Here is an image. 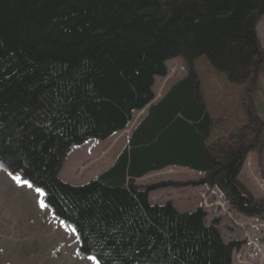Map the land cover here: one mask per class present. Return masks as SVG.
<instances>
[{
	"label": "trees",
	"instance_id": "obj_1",
	"mask_svg": "<svg viewBox=\"0 0 264 264\" xmlns=\"http://www.w3.org/2000/svg\"><path fill=\"white\" fill-rule=\"evenodd\" d=\"M264 0H0V171L40 189L53 216L75 230L79 257L98 264H232L219 219L151 203L162 184L136 181L166 168L199 175L233 213L264 214L239 174L256 141L246 125L213 137L194 61L253 90L264 72L256 26ZM182 59L184 75L154 101L156 78ZM249 99V98H248ZM146 108V109H145ZM145 109L111 165L72 186L58 179L71 148L104 141ZM256 138V139H255Z\"/></svg>",
	"mask_w": 264,
	"mask_h": 264
},
{
	"label": "rangeland",
	"instance_id": "obj_2",
	"mask_svg": "<svg viewBox=\"0 0 264 264\" xmlns=\"http://www.w3.org/2000/svg\"><path fill=\"white\" fill-rule=\"evenodd\" d=\"M264 50V16L256 26ZM184 63L173 58L167 73L154 84V101L160 99L169 83L184 75ZM201 99L214 122L213 137L246 125L243 104L249 103L257 119L253 128L256 141L264 142V72L257 76L253 90L234 85L225 74L215 70L205 57L193 63ZM249 98V99H248ZM146 109V108H145ZM145 109L134 113L127 129L104 141H87L71 148L64 158L58 179L82 186L108 168L124 145L131 128L144 116ZM255 138V139H256ZM264 159V153H263ZM0 171V264H97L92 257H79L73 229L58 221L44 204L41 192ZM20 177V176H19ZM199 175L180 168H166L136 181L140 186L162 184L149 195L151 203L171 202L177 211L196 208L206 214L205 223L219 219L218 230L224 243H238L232 251V264H264V214L245 217L233 213L214 188L199 187ZM239 179L255 200H264V160L255 151L247 154ZM23 181V178H22ZM45 205V204H44Z\"/></svg>",
	"mask_w": 264,
	"mask_h": 264
},
{
	"label": "snow or ice",
	"instance_id": "obj_3",
	"mask_svg": "<svg viewBox=\"0 0 264 264\" xmlns=\"http://www.w3.org/2000/svg\"><path fill=\"white\" fill-rule=\"evenodd\" d=\"M2 166L3 165L0 164V167H2ZM10 175H11V173H10ZM13 179H15L17 181V183H22L23 185H27L28 187H32L31 183H29L27 180L22 181V178L19 176H13ZM37 191L39 192L40 189H37ZM41 203H42V207H46V205H44L43 202H41ZM73 231H75V230H73ZM91 259H95V257H92Z\"/></svg>",
	"mask_w": 264,
	"mask_h": 264
}]
</instances>
